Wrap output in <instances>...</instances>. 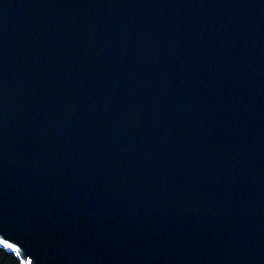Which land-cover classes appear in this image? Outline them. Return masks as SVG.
Instances as JSON below:
<instances>
[{"label": "water", "instance_id": "water-1", "mask_svg": "<svg viewBox=\"0 0 264 264\" xmlns=\"http://www.w3.org/2000/svg\"><path fill=\"white\" fill-rule=\"evenodd\" d=\"M0 239L264 264V0H0Z\"/></svg>", "mask_w": 264, "mask_h": 264}, {"label": "trees", "instance_id": "trees-1", "mask_svg": "<svg viewBox=\"0 0 264 264\" xmlns=\"http://www.w3.org/2000/svg\"><path fill=\"white\" fill-rule=\"evenodd\" d=\"M0 264H21V262L13 252L0 247Z\"/></svg>", "mask_w": 264, "mask_h": 264}, {"label": "snow or ice", "instance_id": "snow-or-ice-1", "mask_svg": "<svg viewBox=\"0 0 264 264\" xmlns=\"http://www.w3.org/2000/svg\"><path fill=\"white\" fill-rule=\"evenodd\" d=\"M0 240H2L3 242H4V248H6V249H12V245L11 244H9V243H6L3 239H0ZM29 264H30V262H29Z\"/></svg>", "mask_w": 264, "mask_h": 264}]
</instances>
